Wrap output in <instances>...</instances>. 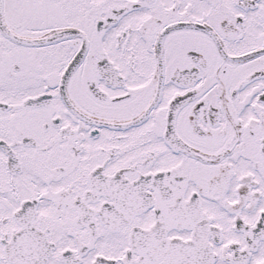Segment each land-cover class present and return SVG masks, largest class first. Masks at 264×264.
<instances>
[{
  "label": "snow or ice",
  "instance_id": "1",
  "mask_svg": "<svg viewBox=\"0 0 264 264\" xmlns=\"http://www.w3.org/2000/svg\"><path fill=\"white\" fill-rule=\"evenodd\" d=\"M0 264H264V0H0Z\"/></svg>",
  "mask_w": 264,
  "mask_h": 264
}]
</instances>
